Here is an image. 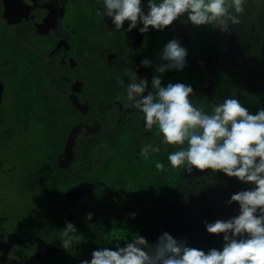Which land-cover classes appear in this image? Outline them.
Listing matches in <instances>:
<instances>
[{
  "label": "rangeland",
  "instance_id": "1",
  "mask_svg": "<svg viewBox=\"0 0 264 264\" xmlns=\"http://www.w3.org/2000/svg\"><path fill=\"white\" fill-rule=\"evenodd\" d=\"M21 1L26 0H0L2 9H8V13L4 12L6 17H9V8H17L18 10H16L19 11L20 15L16 21L9 22L8 27L2 32L3 35L0 37V42L11 41L13 35L10 28L13 25L20 24L22 21H30L31 23L36 21L39 22L41 18L38 17L40 15L39 12H47L54 17L52 23L56 25V35H58L59 38L62 35L66 42L71 43L72 41L64 35V31H67L65 27L68 26L69 28L70 26L71 32L75 34V28L77 27L79 18L82 22L88 18L87 13L89 11H86V3L88 0H77L78 4L76 8L75 0H34L36 4L35 7H37L38 10L35 15H31V11L24 12L25 8L23 7L24 10L22 7L20 8ZM94 1L95 4L103 3V0ZM229 2H231V0H229ZM256 3L258 4L256 6L259 7V4L264 5V0H258ZM242 7L243 11L235 13V15L240 19V17H245V13L247 12L251 14L254 21V0H243ZM73 9H75V11ZM229 10H232L234 13V9L230 8ZM12 14L17 15V13ZM35 18H37V20H35ZM102 19L103 16H98L97 18L99 21ZM183 20L184 17H181L179 23L174 21L171 26L166 27L163 31L152 30L149 33L142 34L143 37L139 44L140 49L137 52H135L134 49H131V46L134 48L136 47L133 38L139 34L138 30H133L132 32L119 31L116 34H111L109 30L107 33H103L101 36L97 37L100 44L106 46L110 51V65L113 63H122L125 60L130 66L121 69L115 67L112 71L106 72L108 66L103 63L97 64L98 68L95 70L96 66L91 63L89 67L82 64V59L84 58L80 55V58L78 57L75 64L70 68L76 71L82 80H77L76 83H71V85H73L72 89H78L80 93L77 98L74 97L71 101L74 108L77 109V111L72 112L73 114H85L90 120L95 118L96 123H94V126H92V128H87V134H89L92 140H95V148L103 144L107 149L116 153L120 160L121 158L126 159L128 165L125 164L123 166L121 173L122 178L117 181V184L123 190L125 189L126 195L128 193L129 195H133V198H127L125 206L126 208L128 207L129 210L127 212H122V218L121 214L116 213L118 211L120 212L121 208L112 210L108 206V202L105 201L104 197L103 200L97 201L99 206L92 203V208L94 209V212H92V224L83 225V233L85 236L83 239L85 238L84 240L86 242H84L82 249L76 254V258L78 259L71 261L70 264H80L81 260L90 259L91 253L94 249L97 247H112L113 241L115 240L127 241L141 235L149 242L154 243L157 237L165 231L169 232L177 239H180L181 237L179 231L186 234L188 233L189 235L191 232L190 228L196 223V220L202 216V212L197 208H194L192 212H188L191 207L188 210L187 208L195 200L200 201L201 195L204 191L219 188L217 186V179L219 178L214 175L211 169L203 171L194 170L193 173L189 175L181 172L180 169L172 168L169 163H165L163 159L168 153L163 146H160L159 152L154 153L147 158L136 153V150H140L142 147V140L146 143L159 145L162 136L155 125H153L151 129L145 128L143 113L135 107L128 106L129 102L127 101L126 90L129 78L135 77V79L139 81V78L147 77L150 82L151 77L157 75L154 68H141L138 63L140 64V61L144 58L153 60L154 65L160 63L156 59L157 54L169 40L179 39L182 45L186 47L188 50V56L186 58L187 66L182 71L170 70L163 74L162 84L166 86L168 83L179 82L191 85L194 90V96L192 99L194 100L195 106L202 107L205 112L211 113L212 105L222 102L226 97H236L246 106L248 102H251L254 99V95L257 93L254 89H256L257 86H263L261 81L262 78L257 73L256 65L249 60L247 56L240 59L241 64L235 69L230 62L228 47L222 41L221 36L217 32L218 29H215L212 26H199L193 28L190 24L183 23ZM52 23L48 21L46 24H42V22L41 24H35V33L40 35L38 36L37 41H40L41 39H45L44 41H46L47 34H44L45 36L43 37L42 32L45 31L44 29L49 30L52 28ZM91 29L92 28L88 30L87 28L85 29L87 34L85 37L83 36V38H87V35L89 36L93 32V29L92 32ZM55 41L56 39L53 40V42ZM87 42L92 45L88 38ZM73 43L76 46L75 52L79 51L86 55L91 53L90 44L87 43L86 45H83L79 42L78 44L77 42ZM8 44L7 46H9ZM7 46L5 49H7ZM67 46L69 49H72L68 44ZM10 47L12 48V51H9V55L12 60H15V62L23 61L26 63V68L22 69L24 73L23 71H20L17 74L18 81L22 82L23 75H38L39 68L30 65L25 61L27 57L24 50L18 51L20 50L19 48L14 49L13 46ZM5 49L0 50V60L5 56L3 54L6 53L4 51ZM43 51V62L52 61L51 69L58 70V64H60L62 58L60 60L59 57L55 58L57 50H49L45 48ZM258 55L264 60V43L259 49ZM129 56L131 57L129 58ZM92 57L95 58L93 55ZM4 66L8 67V64H5ZM1 68L2 67H0V69ZM137 69L138 71L136 74L135 70ZM64 70L65 76L64 82L61 81L62 87L65 86L67 83V77L70 75L67 68ZM98 71L99 75L97 76ZM93 74L95 77H93L92 80ZM73 75L74 73L72 76ZM1 77H9L10 80L13 81V76L8 73H3L0 78ZM72 78L74 80V77ZM57 80L58 79H54V82ZM6 82L9 83V80H6ZM92 83L97 87V89H94V96H92L90 89ZM20 86L21 85L17 84L16 88L18 89ZM92 88H94L93 85ZM241 89H245L249 94L246 101L241 99L242 97L239 93ZM8 90L10 93L14 92L13 87L8 88ZM97 91L100 92V95ZM152 91L155 93L154 89ZM260 93L262 94V97L257 95H255V97L263 99L264 101V89L261 90ZM9 102H11V99ZM0 109L3 110L1 105ZM65 109V111H68L69 107H66ZM28 113L29 111H26V114ZM17 114L19 117L17 115L15 119L20 118V113ZM7 119L9 121L15 120L9 115L7 116ZM65 119L67 120L69 118L64 117L63 121H65ZM55 126H57L56 122H54L53 125L51 124V126H47V129L50 127V131L53 129L55 130ZM11 127L10 129H12ZM51 127H53V129ZM17 129L19 133L20 125L17 126ZM68 131L69 129L64 130L62 135ZM1 140L0 154H3V147L6 152L8 146H5L3 138H1ZM21 140V138H17V144L22 145L19 143ZM40 142L43 143V147L47 146V140ZM51 147L52 145L49 147V150H47L48 147L44 149L48 151L47 156L56 160L62 153L59 151L56 144V151L55 149H51ZM37 150L39 151L38 147ZM32 152L34 153L32 154L31 166L40 169L39 161H41V157L39 158L35 154V151L32 150ZM11 153L15 162L20 165V168H18L13 164V169L17 168L15 172V174H17V186L14 187L13 190L14 199L16 201L15 206L19 211L29 208L37 211L40 206L39 194L36 197H34V195L30 196V193L26 192L24 187H20V176H22L21 172H23L22 169L25 168L26 163L24 162L23 157L18 155L16 151H12ZM90 156H92V152ZM98 156L99 155L97 154V157ZM158 161L163 163L164 167L162 169L156 168V163ZM55 163L58 164L57 161ZM104 163L108 164V160H105ZM57 166H59V164ZM34 170L38 173H42L41 169ZM3 177L4 176L1 177L0 175L2 183L10 181ZM32 179L33 186L34 183L39 184V182H37L39 179L36 175L33 174ZM81 179H84V175H81ZM225 190L229 191L230 189ZM137 192L139 196L138 198L136 195ZM229 192L232 193V190ZM56 196L57 195L50 196V201H53ZM93 196L94 195H92V197ZM233 205L238 207V204L235 202L232 206ZM53 206H55L53 203L48 206L45 204L44 210L49 214V211H51ZM130 213L136 214L135 219L129 217ZM182 215L184 223L189 226L186 227L188 229H181L180 225L182 223L180 222H182ZM120 218L121 221L119 222ZM99 222H103L107 225H101ZM176 225H178V227L175 230L174 227Z\"/></svg>",
  "mask_w": 264,
  "mask_h": 264
},
{
  "label": "clouds",
  "instance_id": "2",
  "mask_svg": "<svg viewBox=\"0 0 264 264\" xmlns=\"http://www.w3.org/2000/svg\"><path fill=\"white\" fill-rule=\"evenodd\" d=\"M242 5L243 0H103V12L98 10L97 14L110 20L113 31H163L184 17L183 23L193 28L212 26L227 33L240 23L234 13L242 12ZM187 56L181 41L171 39L157 54L160 63L142 59L139 67H153L157 75L150 82L147 77L139 81L130 77L127 101L128 106L143 113L145 128L157 126L162 136L160 144L169 146L165 151L172 168L189 175L194 170L211 169L252 185L226 201L228 205L238 204L237 215L204 221L207 233L222 234V246L205 251L165 231L154 243L141 235L115 240L112 247L94 249L91 258L80 264H264V108L253 113L238 98L226 97L213 104L208 113L195 106L191 85H163L162 75L170 70L182 71ZM141 144L140 154L145 158L160 151V145L143 140ZM163 167L162 162L156 163L157 169ZM135 216L129 214L131 219ZM92 218L91 212L86 214V220ZM77 230L73 222H65L60 247L67 250L86 242L74 235Z\"/></svg>",
  "mask_w": 264,
  "mask_h": 264
},
{
  "label": "flooded vegetation",
  "instance_id": "3",
  "mask_svg": "<svg viewBox=\"0 0 264 264\" xmlns=\"http://www.w3.org/2000/svg\"><path fill=\"white\" fill-rule=\"evenodd\" d=\"M75 1L76 8L78 2ZM86 4L88 5V3ZM98 4L92 0L90 3L92 8L87 13L88 18L83 22L79 18L75 34L71 32L70 26L69 28L68 26L65 27L67 31H64V35L72 41L71 43L66 42L62 35L60 38L56 35V25L52 23L54 17L47 12H39L38 17H41L39 22L22 21L20 24L11 25L10 29L13 35L11 41L0 42V50L5 49L9 43L7 49L4 50L6 53H3L5 56L0 60V67H2L0 76L3 73L13 76V81L9 77L0 78V105L3 108V110L0 109V136L4 139L5 146H8L7 151L5 152L3 147V154H0V175L10 180L5 183L0 180V264H70L71 261L78 259L76 254L82 249L84 242L76 247H69L67 250L60 247L61 229L64 228L65 222H73L78 229L74 235L84 240L83 225L92 224V220H86V214L94 212L92 203L99 206L97 201L103 200L104 197L112 210L121 208L120 212H116L121 214V218L123 217L122 212L129 210L125 203L127 198H133V195H129V193L126 195L125 189L123 190L117 184V181L122 178L123 166L128 165L126 159L121 158L120 160L116 153L107 149L103 144L95 148V140H92L87 134V128H92L96 123L95 118L90 120L85 114H73L72 112L77 111V109L74 108L71 101L74 97L77 98L80 93L78 89H72L71 83L82 80L77 72L70 68L75 64L77 58H80V55L84 58L82 64L89 67L91 63L96 66L95 70L98 68L97 64L103 63L108 66L106 72L112 71L115 67L121 69L130 66L125 60L122 63L109 64L110 51L106 46L100 44L96 32L99 33L103 26H107V32L110 30L111 34L113 30L111 23L107 22V18L97 14L96 5ZM35 5L34 0L20 2V8L23 9L24 7V12L31 11V15H35L38 11ZM16 9L9 8V17H6L4 12L8 13V9L3 10L0 4V37H2V32L8 27L9 22H14L19 18V11ZM73 10L75 11V9ZM12 13H17V15ZM98 16H103V19L97 20ZM48 21L52 23V28L44 29L46 32H42L43 37L47 34V42L44 41L45 39L37 41L40 35L35 33V24H41V22L46 24ZM86 28L87 30L93 29V32L91 29L90 37L87 35L92 45L87 42V38H83L87 34ZM19 30L30 35V38L29 36L22 38L21 35L24 34H20ZM54 39H56L55 42H53ZM73 42H77V44L79 42L83 45L90 44L91 53L86 55L79 51L75 52L76 46ZM67 44L72 49H69ZM10 46H13L14 49L19 48L18 51L24 50L27 57L25 61L39 68L38 75H23L22 82L18 81L17 74L26 68V63L12 60L9 55V51H12ZM45 48L57 50L55 58L59 57V60L62 58L58 64V70L51 69L52 61L43 62L42 53ZM5 64H8V67H5ZM66 68L70 75L67 77V83H64L65 86L62 87L61 81L64 82V69ZM93 77H95L94 74L92 80ZM54 79L58 80L54 82ZM6 80H9V83ZM17 84L21 85L18 89L16 88ZM92 85L90 89L92 96H94V89L97 87L94 83ZM11 87H13V93L8 90ZM98 94L100 95V92ZM10 99L11 102H9ZM66 107H69L68 111H65ZM26 111L29 113L26 114ZM17 113H20L19 119H15ZM8 115L15 120L9 121ZM64 117L69 119L63 121ZM54 122L57 124L54 127L55 130L53 127H51L53 129L51 131L50 127L47 129V126L53 125ZM18 125H20L19 133ZM67 129L69 131L62 135ZM17 138L22 139L19 141L22 145L17 144ZM44 140H47V146L43 147V143L40 141L44 142ZM55 144L62 153L56 160L47 156V150L51 145V149L56 151ZM32 150L39 158L41 157L39 163L42 173L39 172L40 174L34 170H40L39 168L31 166L32 154L34 153ZM12 151L21 155L26 163L25 168L22 169L23 172H21L22 176H20V187H24L30 196L36 197L38 194L40 196V206L37 211L32 208L19 211L15 206L13 190L17 186V174H15L17 168L13 169V167L16 165L20 168V165L15 162ZM91 152L92 156H90ZM136 153L140 154V150H136ZM105 160H108V164L104 163ZM56 161L59 166L55 163ZM33 174L39 179L37 181L39 184L34 183V186L32 184ZM81 175H84V179H81ZM77 189L82 190V195L74 193ZM54 195L57 196L53 201H50V196ZM92 195L94 196L92 197ZM136 195L138 198V192ZM51 203L55 206L48 214L44 210V206ZM99 223L107 225L103 222Z\"/></svg>",
  "mask_w": 264,
  "mask_h": 264
},
{
  "label": "trees",
  "instance_id": "4",
  "mask_svg": "<svg viewBox=\"0 0 264 264\" xmlns=\"http://www.w3.org/2000/svg\"><path fill=\"white\" fill-rule=\"evenodd\" d=\"M257 1L258 0H254V21L251 14L246 12L245 17H240V23L233 25L232 28H230L229 32L224 33L220 32L219 30L217 32L221 36L222 41L228 47L230 62L235 67V69L239 67V65L241 64L240 59L244 56H247L248 59L256 65L257 73L262 78L261 81L263 83V86H257L254 90L255 92L257 91L255 95L262 97V94L260 92L264 89V60L261 59V56L258 55V52L264 43V5L259 4V7L256 6L258 5L256 3ZM87 3L88 5L86 7V11H90V9L92 8V6L90 5V3H92V0H88ZM96 7L97 10H99L101 13L103 12V3L96 5ZM108 21L110 22V20L107 19V22ZM127 23L128 22L126 21L125 28L127 27ZM18 32L20 34H24L21 35L22 38H27L28 36L30 38V35H26L23 31L19 30ZM118 32L119 31H113L112 34H116ZM103 33H107V26H103V28L99 30V33L96 32L97 36H101ZM142 37L143 35L139 33L138 35H136V37L133 38L136 47L134 48L131 46V49H134L135 52L140 49L139 44L141 43ZM114 64L117 63H113V65ZM239 93L242 97L241 99H243L244 101L248 99L247 97L249 94L247 93V91H245V89H241ZM255 95L254 99L246 104V107H248L253 113H255V111L259 108H264L263 99L255 97ZM159 145L163 146L164 149L169 148L168 145ZM163 160L165 163H168L167 156ZM214 175L219 178L217 179V186L219 188L215 190L210 189L204 191L201 195V200H195L187 208L188 210L191 207L188 212H192L194 208L200 209L202 212V216L197 219L196 223L190 228L191 232L189 235L188 233L186 234L179 231V233L181 234L180 239H185L188 243V246L201 248L205 251L210 248H220L222 246V234L207 233L204 227V221L214 222L217 219H228L232 216L237 215L238 207H235L234 205L232 206V204L228 205L226 201L233 193L252 187V185L250 184H245L238 181L235 177H227L221 172H215ZM225 189L232 190V193L229 192L230 190L228 191ZM180 223H182L180 225L181 229H188L186 227L189 226L184 223L183 215L182 222ZM177 227L178 225L174 227L175 230L177 229Z\"/></svg>",
  "mask_w": 264,
  "mask_h": 264
},
{
  "label": "water",
  "instance_id": "5",
  "mask_svg": "<svg viewBox=\"0 0 264 264\" xmlns=\"http://www.w3.org/2000/svg\"><path fill=\"white\" fill-rule=\"evenodd\" d=\"M74 193L76 195H82V190L81 189H77Z\"/></svg>",
  "mask_w": 264,
  "mask_h": 264
},
{
  "label": "crops",
  "instance_id": "6",
  "mask_svg": "<svg viewBox=\"0 0 264 264\" xmlns=\"http://www.w3.org/2000/svg\"><path fill=\"white\" fill-rule=\"evenodd\" d=\"M230 12H232V10H229Z\"/></svg>",
  "mask_w": 264,
  "mask_h": 264
}]
</instances>
